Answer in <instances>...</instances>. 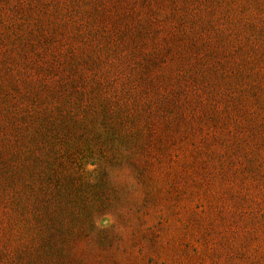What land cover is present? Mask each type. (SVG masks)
<instances>
[{"label":"rangeland","instance_id":"obj_1","mask_svg":"<svg viewBox=\"0 0 264 264\" xmlns=\"http://www.w3.org/2000/svg\"><path fill=\"white\" fill-rule=\"evenodd\" d=\"M0 264H264V0H0Z\"/></svg>","mask_w":264,"mask_h":264}]
</instances>
